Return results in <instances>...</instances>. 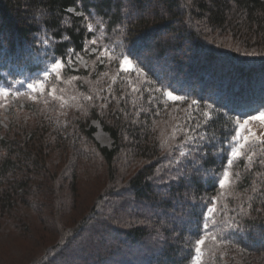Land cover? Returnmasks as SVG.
<instances>
[{"label":"trees","instance_id":"trees-1","mask_svg":"<svg viewBox=\"0 0 264 264\" xmlns=\"http://www.w3.org/2000/svg\"><path fill=\"white\" fill-rule=\"evenodd\" d=\"M25 79L45 99L0 128V264H264V140L231 161L264 0H0V86Z\"/></svg>","mask_w":264,"mask_h":264},{"label":"rangeland","instance_id":"rangeland-1","mask_svg":"<svg viewBox=\"0 0 264 264\" xmlns=\"http://www.w3.org/2000/svg\"><path fill=\"white\" fill-rule=\"evenodd\" d=\"M101 31L102 32L104 31V27L101 29ZM91 53L92 55L93 54L95 55L97 53L96 49H93ZM99 58L101 57L99 56ZM77 64L80 67H84V68L88 67L86 60L84 58H78ZM63 68H64L63 65L59 69H57L55 65L52 67V72H54L56 76L60 77L58 81L55 83V85L51 88L52 91L55 93H58L57 88L61 93L62 91H64L65 93H68L70 91V85L72 84V80L68 79L64 83H62V86H60V82L64 81L62 80L64 78ZM47 78H45L43 82ZM44 86L45 84L43 85L42 82L35 83L34 85L31 86L29 92H27L26 94H13L9 92L8 90L0 88V128L4 129L8 127L7 122L10 120L8 113H10L12 109L25 107L26 104L30 102L44 103V99H45L44 97L45 87ZM74 89H76V87H74ZM37 92L40 93L41 97H44L43 101H40V100L37 101L36 98L32 97L33 93H37ZM58 99H61V98H58ZM31 100H34V101H31ZM62 100H64V95H62ZM260 113H264V112H260ZM260 113H257L252 116H258ZM252 116H248L244 118L239 127V131H238L239 139H237L238 146L235 149L240 148V145H244L243 148H240V154L242 153L244 149L248 147V144L256 143V142H260L264 140V121L253 120L251 119ZM93 125L97 128L96 137L98 141L104 146H110L111 145L110 137L101 129L100 125L97 122L93 123ZM250 133L254 135H251ZM245 141H247V143H245ZM229 184L230 183L228 182V184L225 187L226 189L230 188ZM223 193L225 192L223 191ZM5 242L13 250V246L8 244L6 240ZM16 243L18 246H20V242L16 241Z\"/></svg>","mask_w":264,"mask_h":264},{"label":"snow or ice","instance_id":"snow-or-ice-1","mask_svg":"<svg viewBox=\"0 0 264 264\" xmlns=\"http://www.w3.org/2000/svg\"><path fill=\"white\" fill-rule=\"evenodd\" d=\"M89 31H91V28H89ZM93 43H95V41H93ZM55 67L57 69L61 68L62 67V64L61 63H57L55 65ZM120 68H121V71L123 72H128L131 68V61H129L126 57L122 60L121 64H120ZM165 95L167 96V99L170 100V101H181V100H184L185 97L184 96H180V95H173L172 92H167L165 93ZM197 102L195 100L192 101V104L195 105ZM209 108H211L212 106L211 105H208ZM204 115L206 116L207 113H204ZM251 119L253 120H261V121H264V113H260L258 116H252ZM246 123V122H245ZM251 135H254L252 133H250ZM201 139H204V137H201ZM245 143H247V141H245ZM244 145H240V148H243ZM240 148H237L235 150L232 151V156L233 157H240ZM181 155H183V153H181ZM229 182V173L228 172H225L224 173V176L223 178L220 180L219 182V186L221 189L225 188L226 185L228 184ZM212 212H215V208H213L211 210ZM204 229L205 231L208 230V227L207 225H204ZM205 244V240L204 239H198L197 241V249L196 251L199 253L201 251V246H203ZM196 264H200V260H197L196 261Z\"/></svg>","mask_w":264,"mask_h":264}]
</instances>
